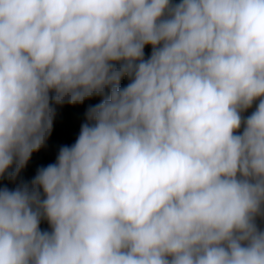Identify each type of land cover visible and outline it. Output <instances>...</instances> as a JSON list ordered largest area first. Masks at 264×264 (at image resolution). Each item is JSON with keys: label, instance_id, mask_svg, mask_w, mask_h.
Here are the masks:
<instances>
[{"label": "clouds", "instance_id": "9594fccd", "mask_svg": "<svg viewBox=\"0 0 264 264\" xmlns=\"http://www.w3.org/2000/svg\"><path fill=\"white\" fill-rule=\"evenodd\" d=\"M0 264H264V0H0Z\"/></svg>", "mask_w": 264, "mask_h": 264}, {"label": "trees", "instance_id": "16d2710c", "mask_svg": "<svg viewBox=\"0 0 264 264\" xmlns=\"http://www.w3.org/2000/svg\"><path fill=\"white\" fill-rule=\"evenodd\" d=\"M71 120H72V117H71V115L69 114V116L67 117V123L70 124V123H71Z\"/></svg>", "mask_w": 264, "mask_h": 264}]
</instances>
